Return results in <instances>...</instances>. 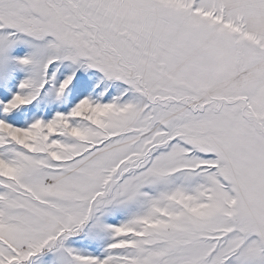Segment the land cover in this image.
I'll list each match as a JSON object with an SVG mask.
<instances>
[{
    "label": "snow or ice",
    "instance_id": "snow-or-ice-1",
    "mask_svg": "<svg viewBox=\"0 0 264 264\" xmlns=\"http://www.w3.org/2000/svg\"><path fill=\"white\" fill-rule=\"evenodd\" d=\"M0 264H264V0H0Z\"/></svg>",
    "mask_w": 264,
    "mask_h": 264
}]
</instances>
